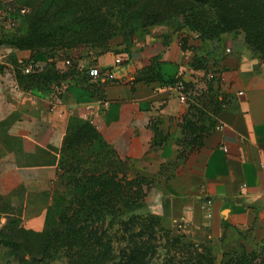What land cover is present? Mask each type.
I'll return each instance as SVG.
<instances>
[{
  "label": "crops",
  "instance_id": "1",
  "mask_svg": "<svg viewBox=\"0 0 264 264\" xmlns=\"http://www.w3.org/2000/svg\"><path fill=\"white\" fill-rule=\"evenodd\" d=\"M225 46L221 39L202 41L188 29L155 26L130 49L99 56L98 64L116 76L105 87L107 109L89 111L92 92L73 84L64 97L66 113L59 116L49 110L51 93L20 83L2 63L31 51L0 42V194L20 189L21 204L15 198L11 207H23V225L44 227L57 173L49 158L62 146L72 117L91 112L103 136L125 155L142 159L143 172L153 175L175 158L183 117L207 74L220 78L214 85L227 94L226 103L202 145L160 178L147 203L166 218H185L205 230L222 251L242 243L254 248L264 238V57L241 40ZM196 55L217 71L194 66ZM117 56L121 63H115ZM146 68L161 77L137 79ZM178 76L196 82L186 96L172 88L170 79ZM156 129L165 136L162 144H153ZM6 220L2 213L1 226Z\"/></svg>",
  "mask_w": 264,
  "mask_h": 264
},
{
  "label": "trees",
  "instance_id": "2",
  "mask_svg": "<svg viewBox=\"0 0 264 264\" xmlns=\"http://www.w3.org/2000/svg\"><path fill=\"white\" fill-rule=\"evenodd\" d=\"M17 1L21 4H31L32 11L23 17V21L25 20L23 25L16 26L13 31L8 30L6 36L0 37V42H5L16 49H29L31 51L30 58L45 61L43 70L26 73L22 68L24 63L19 62L14 55L10 57L20 83L34 89H42L48 93H52V85L55 82L67 78L69 73L72 74V79L76 84L88 89L91 84L89 69H85L83 72L76 69L66 73L57 72L50 65L51 61L48 60V57L45 58V54L50 52L49 49L74 47L78 46L77 43L81 41L93 43L98 48L105 47L106 41L116 33L127 36L138 26L145 28L147 24H156L161 21L159 20L160 13L154 10L155 6H151L148 0L144 2L143 0ZM165 1L175 9L176 14H183L187 19L185 26L178 29L186 27L190 32L197 33L202 41H220L224 31L245 27L248 42L259 56L264 57V21L251 26L250 18L247 16L255 13V6L250 7L247 4L252 0ZM159 2H163V0H159ZM259 4H264V0H262V4ZM148 8H152V10ZM222 10H231L232 15H220ZM189 12L192 14L189 15ZM11 16L15 17L14 22L17 17L16 15ZM133 21H136L137 24L134 25ZM148 30L150 29L143 30V34ZM130 46L124 49H130ZM192 64L206 69L207 73L211 70L217 71L206 63L203 56L196 55ZM160 77V73L146 68L140 71L137 79L152 80ZM177 78L179 79L180 76L171 78L170 82H174ZM216 79L220 78L215 76L208 79L206 74L202 79L204 86L192 95L193 100L188 112L183 117L182 136L178 141L179 147L175 159L180 157L184 159L188 151L201 146L204 136L215 126V115L226 103L227 96L219 85L217 87L214 85ZM185 81L188 88H195L196 82ZM61 88V96L64 98L70 87ZM76 119L79 125L73 127V121ZM164 138L165 136L156 129L153 144H162ZM112 150L111 143L93 123L83 117H72L62 146L57 150L58 155L54 156L52 162L57 166V180L65 185L71 194L69 208L74 214L73 219L79 217V221L82 223L79 226L78 222L77 226L73 223L66 228H57L49 230V232L38 231L23 225L22 206L0 209V218L2 213L7 216L6 223L0 227V239L4 243L22 247L24 242L19 241L16 235L26 232L42 236L45 247L62 245V247L71 248V245L79 242L89 246L95 234L91 222H93L94 216L103 212L104 203L108 200L112 201L110 209L113 208V210L116 209L114 207L118 201L125 200L132 210L138 207V204L140 205V191L134 187L131 180L124 181L125 177L118 175ZM83 155L96 157L98 159L96 165L92 168L83 166L81 164ZM61 210L63 209H54L53 203H51L46 211L45 222L49 223L51 218ZM151 217L154 218L155 215L151 213ZM57 224L59 225V222ZM81 226L82 233H79L78 230ZM84 229H86L85 232ZM204 248L201 253L203 259L201 264H216L211 247L205 246ZM129 253L126 262L122 260L117 264H146L147 251L143 246H135ZM223 255L221 264H264V251L257 252L255 247L248 250L245 247L241 250L233 247L228 251H223ZM22 259L26 262L29 260L26 257Z\"/></svg>",
  "mask_w": 264,
  "mask_h": 264
},
{
  "label": "rangeland",
  "instance_id": "3",
  "mask_svg": "<svg viewBox=\"0 0 264 264\" xmlns=\"http://www.w3.org/2000/svg\"><path fill=\"white\" fill-rule=\"evenodd\" d=\"M140 2L142 3V1ZM148 3L155 6L154 10L160 13V23L147 24L145 28L138 26L127 36L116 33L106 41L107 45L105 47L98 48L93 43L84 41L77 43L78 46L74 47H55L49 49L50 52L45 54V58L48 57V60L51 61L50 65L57 72H72L74 69L83 72V70L98 64V58L102 53L108 51L121 52L122 49L132 46L142 36L143 30L152 29L155 26H164L171 31L184 27V24L187 23L185 16L176 14L175 9L167 1L148 0ZM259 3L262 4V0L247 2L250 7L255 6V13L251 16L247 15L250 18L251 26L254 23L264 21V4L260 5ZM148 9L152 10V8ZM17 10L18 12H16ZM30 11H32L31 4H21L17 0H0V37L6 36L8 30L13 31L16 26L23 25L25 22L23 17H26ZM191 14L192 12H189V15ZM11 15H16L17 19L14 21L16 23L13 22L15 17L12 18ZM220 15H232V11L222 10ZM133 24L136 25L137 22L133 21ZM221 35L220 39L226 46L241 40L245 42L250 52L258 53L248 42L245 27L227 30ZM69 74L67 78L52 85L51 97L57 92L58 88L63 87L64 89V86L71 87L76 84L72 79V74ZM63 84L64 86H61ZM78 125V120H74L73 127ZM111 145L113 150L110 152L116 160L113 164L116 165L117 173L119 176L125 177L124 181L126 179L131 180L134 187L140 191V205L138 204V207L132 210L125 203V200L118 201L114 207L116 209L113 210V208L110 209L112 201L108 200L104 203L103 212L94 216L93 222H91L95 234L89 246L87 244L82 245L79 242L73 246L71 245V248L62 247V245L45 247L42 236L31 235L26 232H20L16 235L19 241L24 242L22 247L4 243L0 239V264H117L122 260L126 262L131 248L140 245L147 251L146 264H201L203 261L201 253L205 246L211 247V252L215 256L214 262L221 264L224 258L223 251L218 247V243L208 236L205 230L196 227L185 218H166L157 210H152L148 206L147 196L152 187L160 181V178L166 177L183 158H173L165 161L156 174L149 175L143 172L142 159L125 155L117 150L112 143ZM55 155H58V152H54L49 160H53ZM97 160L94 156L83 155L81 164L92 168L96 165ZM51 189L53 208L63 210L56 213L49 223L46 221L44 227L38 231L45 230L49 232V230L57 228H66L73 223L77 226V222L79 226L82 223L79 221L80 218L73 219L74 214L69 208L71 194H69L66 186L57 180V173ZM21 194L20 189L8 196L0 194V209L11 208L15 198L17 203L21 204L19 200ZM151 213L155 215L154 218L151 217ZM57 222H59V225ZM78 232L82 233V226L79 227ZM236 247L238 250L244 247L247 250L252 248L243 243ZM254 247L257 252L264 251V238L259 240ZM23 257L29 260L26 262L22 259Z\"/></svg>",
  "mask_w": 264,
  "mask_h": 264
},
{
  "label": "built area",
  "instance_id": "4",
  "mask_svg": "<svg viewBox=\"0 0 264 264\" xmlns=\"http://www.w3.org/2000/svg\"><path fill=\"white\" fill-rule=\"evenodd\" d=\"M195 36L198 37V34L195 33ZM2 59L3 58L1 57L0 62H2ZM18 61L24 63L22 65V68L26 73L43 70L46 64L44 61L34 60L30 58V56L20 58L18 59ZM121 62L122 58L120 56H117L115 58V63L118 64ZM2 63H5L13 73L15 72L14 65L9 60L8 62L4 61ZM89 75L91 82L89 89L92 92L93 98L89 103L86 104L88 110L91 111L93 107L97 108L100 111H102L103 109H107V107L110 105L111 100L106 94L105 87L106 84H108L110 81L116 80L115 72L111 69L103 68L101 65L96 64L89 68ZM211 76H213V74H209V77ZM172 88L177 92L179 96H186L185 94L188 89L184 78H179L174 81L172 83ZM61 94L62 88L60 87L49 101V110L57 113L59 116H63L66 113L67 109L65 107L67 106L66 102L64 101V98L61 96ZM84 118L88 119L95 126L97 125L95 117L93 116V114H91V112L85 114Z\"/></svg>",
  "mask_w": 264,
  "mask_h": 264
}]
</instances>
